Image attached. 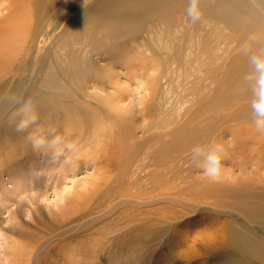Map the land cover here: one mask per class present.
I'll use <instances>...</instances> for the list:
<instances>
[{
	"label": "bare ground",
	"instance_id": "bare-ground-1",
	"mask_svg": "<svg viewBox=\"0 0 264 264\" xmlns=\"http://www.w3.org/2000/svg\"><path fill=\"white\" fill-rule=\"evenodd\" d=\"M187 7L188 0H91L88 4H83L81 0H0V95H7L0 96V134L11 119L30 121V114L26 115L21 110L24 101L27 100H31L38 114V120L31 127L33 132L43 130L38 128L40 124L46 125V129H54L55 133L61 132L64 137L67 135L73 137L71 142L76 147L80 146L82 141L87 140V137L97 138L98 133L104 130L98 126L99 123L103 124L100 122L102 119L98 118L107 113L101 109L100 112H96L99 109L94 107L96 105L92 104V101H100L101 105L113 107L112 110H120L119 114L122 116L139 113L142 119H145L144 115L150 113L151 106H153L161 117L158 125L164 126V129L171 125L172 120L176 122L174 120H177L181 113H186L187 116H190V113V120L181 124V127L166 133L170 140L161 143L157 149L153 148L152 157L149 152L143 151L139 160H137V154L141 149L146 150V144L137 143L135 130L145 128V126L139 124L136 118L135 121L130 119L133 123L126 122L127 124L124 125L126 135L123 138L122 147L126 148L127 164L124 163L125 168L118 175L120 180L118 182H122L125 186L131 184H138V187L143 184L146 187L150 186L154 191L146 193L149 196H138L135 194L136 191L133 192L128 187L125 188L124 195L106 190L104 194H101L99 201L96 199L95 202L93 201L96 204L94 207L91 205L80 207L81 204L79 205L77 199L74 204L72 202L69 212L65 211V207L57 209V212L51 211L50 214L55 216L52 220H56L55 229L51 228L52 233L58 238L68 236L75 228L78 230L94 224L100 218L106 217L128 203L132 207L136 205L142 207L152 206L159 201L197 208L201 205L200 201L213 199L219 206H223L221 203H227L226 205H230L234 212L241 214L243 218L241 219L243 221L232 220L230 235L221 237L222 242L230 245L232 252L242 258L238 264L245 262L264 264V235L257 237L258 231L256 235L253 228L245 225V220L253 224L264 225V189L263 186H254L251 179L244 182L240 177V173H245L250 166L255 168L249 171L251 174H259L260 170L264 169V136L254 130L251 110L252 92L249 82L245 80L246 74L250 71L249 55L258 50H264V0H201L200 21L207 22L208 25L218 24L222 30H228L229 40L235 43L236 49L232 50L230 46L231 51L225 54H218L210 49L207 51L211 54L207 55L208 59L204 64L203 73L211 82V94L207 91L208 86L203 88L206 91L199 87L196 77L197 81L191 82L186 88L192 91L193 86H196V95H192V100H185L174 114L171 112L173 119L171 117L169 121L164 119L168 115H165L167 110L163 105L169 91L164 88L161 80L166 69H159L161 63H158L159 66L157 64L155 67H149L148 64L155 65V61L160 56L153 52L149 54V51L147 53L142 48L146 41L143 33L148 27L147 30L152 33L153 40H156L155 36H157V42L161 43L165 38H169L171 32L175 33L178 29L180 22L171 19L179 14L187 16ZM215 30L221 29L216 28ZM96 32L100 34L96 35ZM178 33L181 40L186 30L182 29ZM200 34L204 45L206 39L203 33ZM220 34L223 35V31ZM168 40L163 45L168 49L173 48V42ZM51 41H53L52 47L59 51L56 54V61L65 58L69 63L65 68L66 75L69 77L68 87L59 86L60 91L55 94H49L44 89L51 78L57 81L58 76V73L50 69L52 65H48L49 61L48 63L46 61L49 51L44 52ZM83 41L93 43L92 50L77 48ZM109 43L115 44L114 52H111ZM245 48H247V53ZM73 50L80 54L82 59L73 56L70 53ZM92 53L100 58L99 62L92 55L89 56ZM132 61H137V63L130 64ZM143 62L146 67L142 65L144 68L135 69L136 65ZM118 64L126 67L127 76L130 74L137 80V85L140 84L138 89H141L143 83L144 86H148V96L154 95L153 105L151 102L149 104V101L146 105L142 101L146 97H141V102L132 101L128 106L123 107L126 95L130 96L131 92L127 83L117 82L114 78L120 74V71L115 69ZM133 65L136 71L130 69L129 72V66ZM210 67L211 72L208 71ZM97 70L101 72L98 83L90 84L87 77L92 76ZM183 75L187 76L188 80L192 75L191 69H187ZM53 89L57 90V87L54 86ZM88 90H92L91 95L93 96L88 94ZM138 91L135 93L137 94ZM191 91H189L190 94H194ZM139 94L147 95L146 92ZM87 98H91L92 101ZM217 107V118L211 116L215 110L210 111L212 114L208 116L213 117L214 121L211 124L207 123L203 127H194L198 124L192 126L204 111ZM229 109L233 111L228 113ZM39 117L44 118L45 121L41 123ZM115 118L119 121L118 118L121 117L115 115ZM226 121L234 122L236 125L225 126ZM86 126L90 129L85 130ZM223 127L225 129L222 130ZM152 128V126L147 127L142 134L147 135ZM227 134L231 137L229 141H225ZM81 137L82 140H80ZM6 138L7 140L12 139L9 133L6 134ZM2 139L3 135H0V140ZM154 139L156 135L148 136L149 141ZM21 140L29 144L24 136ZM205 140H215L224 146L225 159L223 160L231 164V171L222 169L220 175L213 178L205 175L197 163L183 167L184 163L189 161L188 152L191 156L190 149L197 144L209 143ZM119 145L121 146V143ZM151 147L149 146L148 150H152ZM123 150L121 148V152H124ZM182 160L184 162H181ZM177 163L183 164L179 168L182 175V178L179 176L181 183L179 186L176 174L169 179L163 177V174L167 175L172 172V166ZM169 165L171 168H168ZM235 167L239 169L238 176L234 175ZM102 178V175L100 177L98 175L97 178L93 177L89 187L85 190L88 193H80L83 200H89V197L91 199L89 193H96L99 190ZM122 183L120 187L123 186ZM164 183L165 186H163ZM174 190L177 191L174 192ZM107 196L115 202L113 203ZM174 197L182 199L178 201L179 199H174ZM190 201L197 204L191 205ZM216 211L221 212L217 209ZM37 212L42 218L46 215L44 211L41 213V209ZM163 213H160V217H166L163 220H167L168 223L185 216L177 211L166 212L169 213L168 215ZM66 218H68L67 223L61 224ZM47 223L50 225L53 222ZM58 223L61 227H57ZM19 226L21 229L24 227L21 224ZM168 226L172 227L171 224ZM60 228L61 233H56ZM224 229L222 227L217 230L218 234H221ZM20 233L22 234L23 230H20ZM45 239L46 235L40 243H35L34 246L43 247ZM28 248L30 253H26ZM18 252L15 262L23 264L24 261L31 263L33 256L39 251H33V246H28L21 247ZM35 262H37L36 258ZM231 264H235V261Z\"/></svg>",
	"mask_w": 264,
	"mask_h": 264
},
{
	"label": "rangeland",
	"instance_id": "rangeland-1",
	"mask_svg": "<svg viewBox=\"0 0 264 264\" xmlns=\"http://www.w3.org/2000/svg\"><path fill=\"white\" fill-rule=\"evenodd\" d=\"M81 1L83 4H88L91 0ZM171 20H178L180 22L175 33L171 32L170 36H168L169 38H165L160 43L157 42V36H155L156 40H153V35L147 30V27L143 33L146 41L145 44L142 45V48L146 50L147 53L149 51V54L153 52L160 56L157 61H155V65L148 64L149 67L152 68L158 63H161L160 66L158 64L159 69H166V73L162 75L161 80L164 88L169 91V94L165 96L163 102V105L166 107L165 110H167L165 115L169 116H165L164 119H168L169 121L171 117L173 119L172 113L174 114L185 100H192V95H196V86H193L192 91L190 88L186 90L191 82L197 81L195 79L196 77L199 81V87L203 89L208 86L207 91L211 94V82L203 73L205 70L204 64L208 59L207 55L211 54L207 51L210 49V51L218 54H225L231 51L229 48L230 46L232 50L236 49L235 43L229 40L228 34H230V32L228 30H222L221 26L218 24L211 23V25H208L207 22L200 20L192 23L187 16L182 14L175 16ZM67 21L68 20H66V22ZM216 28H220L221 30H215ZM182 29L186 30V34L183 39L180 40L181 36L178 31ZM222 31L224 36L220 34ZM200 33H203V37L206 39L204 45L202 44ZM99 34L100 32H96V35ZM100 38L101 36L98 40ZM167 39L173 42V48H165L163 44H165ZM49 43L50 44L47 45L44 51L45 53L49 51L46 61L47 63L49 61L48 65H52L50 69L58 73V76L57 81L51 78L47 87L44 89L49 94H55L60 91L59 86L64 85L68 87L69 77L66 75L65 68L69 63L65 58L56 61V54H58L59 51L52 47L53 41ZM109 46H111V52H114L115 44L109 43ZM92 47L93 43L86 41H83L77 46V48H85L86 50H92ZM62 53L67 54L65 52ZM70 53L82 59V56L75 53L74 50ZM91 55L93 58H96V61H100V58L94 53L89 54V56ZM132 63L135 64L137 61L130 62V64ZM143 64L144 62L136 65L135 69L146 67L144 66L145 64ZM211 67L208 70L209 72L212 71ZM36 68L37 66L35 70ZM115 69L120 71V74L114 77L115 80L117 82L127 83V85L130 86L131 93L129 94L131 95H126L127 98L125 97L123 101V107L128 106L132 101H136L135 103L141 102V97H146L142 99L146 105L148 103H152L153 105L154 95L148 96V86H144L143 83L141 89H138L140 84L137 85V80H135L133 76H130V74H128L130 77L125 74L126 67L118 64L115 66ZM130 69L135 70L134 65L129 66V72L131 71ZM187 69H191L192 74L188 80L187 76L183 75ZM100 76L101 72L97 70L92 76L87 78L90 80V84H92L98 83ZM39 85L40 83L38 86ZM54 86L57 87V90L53 89ZM185 90L188 92L186 93ZM204 90L205 89H203V91ZM136 91H138L137 94L135 93ZM189 91L194 94H190ZM87 92L90 96H93L91 95V93L93 94L92 90H88ZM144 92H146L147 95L139 94ZM0 96L3 97L7 95ZM87 99L92 101L91 98ZM147 101L149 102L147 103ZM92 102V104L96 105L94 107H98L99 109L96 112H100L101 109L107 113L101 115V118H98L99 120L102 119L100 122H103V124L98 122V126H101L102 130H104L98 133L97 138L89 139V137H87V140L82 141L80 146H78L79 148L76 147L75 151H68L65 149L55 163H53L50 158L51 149L47 147L39 149L33 147V144L28 138L29 135L33 133L31 128L33 123H30L29 120L25 122L29 123V127L25 132L16 131V125L22 120L11 119L6 124L2 134H0L3 135V139L0 140V264H16L15 259L19 253L18 250L21 247L28 246H33V251L39 252L33 256L31 263H25L24 261L23 264H231L233 261H235V264L236 262L238 264V262H241L242 258H239L235 252H232L231 246L223 243L221 237L224 235L228 236V234L230 235L229 231L232 220L243 221L241 220L243 218L241 214L234 212L230 205H226L227 203H221L223 206H219L216 205L217 202L213 201V199L200 201L201 205L197 206V208H190L184 206V204H179V206H177L168 202L161 203L159 201L152 206H140L141 208L137 205L132 207L131 204L128 203L125 206H120L106 217L100 218L94 224L79 228L78 230L75 228L77 232L73 230L68 236L58 238L56 235H53L52 231L56 227V220H52L55 216L50 214L51 211L57 212L59 209L65 207V211L69 212L72 207V202L74 204L77 199L79 200V205L81 204L80 207L89 205L94 207L96 206L94 202L96 200L99 201L101 199V194H104L106 190L116 191L114 193H121L124 195L123 192H125V188L129 187V190L133 192L136 191L135 194L138 196L142 195L141 197H147L149 194L146 193H152L154 191L153 188L150 186L146 187L144 184L141 187H138V184L125 186L122 182H118L120 181L118 175H120L122 169L125 168L124 163L127 164L126 148L122 147L124 145L123 138L126 135V129H124L126 126L124 125L128 122L131 123V118L133 120L136 118L139 124L145 126V128L135 130L137 143L146 144V150L141 149L140 153L137 154V160L140 159L143 151L149 152L152 157L153 148L157 149L161 143L170 140V138L166 136V133L172 131L174 128L181 127L186 121L191 119L190 113V116H187L186 113V115L181 113L180 116L177 117V120H174L176 122L172 120V123L170 122L171 125L167 129H164V126L158 125V121H161V117H159L157 110L153 109V106H151L152 112L150 111V113L144 115L145 119H142L139 113L132 114V116L128 114L122 116V114H119L120 110H112L113 107L101 105L102 102L100 101ZM172 109L173 111H171ZM154 110L156 111L153 112ZM212 110H215L212 112L213 114L210 113ZM217 110L218 107L209 111H204L201 114L202 116L198 117L192 126L198 124L194 127H203L207 123L208 125L211 124L212 121H214L213 117L217 118ZM231 111H233V109H229L228 113ZM115 115L121 117L120 119L118 118L119 121H117ZM210 115L213 117H208ZM204 116H206V118ZM158 118H160V120ZM203 119L204 121H201ZM39 120L41 123L45 121L42 117H39ZM225 124V126L236 125L231 121H226ZM45 126L46 125L40 124L38 128L43 129L40 130V134L46 139L50 140L52 135L58 134L66 141L71 142V140H73V137L68 135L64 137L61 135V132L55 133L54 129H46ZM149 126L156 128L154 130L152 128L147 134L148 136L156 135L155 141H149L148 136L145 135L146 133L142 134ZM90 127H87L85 130H88V128L90 129ZM132 128H134V126H132ZM223 129L225 128L223 127L222 130ZM8 133L12 138L9 139L10 141L6 138V134ZM22 136L28 140L29 144L21 140ZM92 139L93 141H91ZM80 140H82V137ZM229 140H231V137L227 134L225 136V141ZM207 141L208 140H205V142ZM85 142L86 144L87 142L89 143L86 145ZM120 143L121 146L119 145ZM149 146H152V150H148ZM121 148L122 150L124 148L123 151L125 154L121 152ZM188 154L189 161L187 163H184V165L182 163L173 165L172 172L167 175L163 174V177L169 179L176 174L178 181L177 185L179 186L181 184L179 176L182 178L179 172L180 166L183 165V167H185L195 163ZM181 162L184 161L182 160ZM168 168H171V166L169 165ZM231 168L229 162L222 160V169L231 171ZM234 169V175L238 176L239 169L237 167ZM251 170H255V168L250 166L245 173H240L241 180L245 182L251 179V181L254 182V186H263L264 189V169H261L259 174L249 173ZM155 173L157 174V172ZM98 175L99 177L100 175L103 177L99 183V190H95L96 193H89V195L91 194V199L89 197V200H83L81 194L86 192L85 190L89 187L93 177L97 178ZM120 183H122L123 186L120 187ZM163 186H165V183ZM140 189L142 191L139 192ZM175 191L177 190H174V192ZM87 193L88 192H86V194ZM107 197L113 202L112 198H109V196ZM177 198L179 199L178 201L182 199L174 197V199ZM191 202L192 201H190V203ZM192 204L196 205L197 203L193 201L191 205ZM39 209H41V213L43 211L46 213L47 218L46 215L44 218L38 215L39 212L37 211ZM216 209L221 212H217ZM173 211H177L179 214H185V216H182L179 220L170 221L169 223L166 222L167 220H163V218L166 217H160V213L165 212L163 214L168 215ZM45 220L53 223L49 225ZM67 221L68 218L64 219L61 224L65 225ZM246 222L247 220H245V225L253 228L256 235L258 231L259 234L257 237L264 235L263 224ZM19 224L24 226L23 229H21ZM61 224L58 223L57 227H61ZM169 224H171L172 227H169ZM222 227L225 229L221 234H218L219 231L217 230H220ZM165 228L166 230H164ZM20 230H23L22 234ZM43 233L46 235V239L44 240V242H46L43 244V247L34 246L35 243H40V240H43L45 236ZM56 233H61V228ZM210 243L212 244L208 246L207 244ZM30 252L28 248L26 253ZM26 256L28 257V255ZM35 258L37 262H35ZM25 259L26 258H24V260ZM244 264L248 263L245 262Z\"/></svg>",
	"mask_w": 264,
	"mask_h": 264
},
{
	"label": "clouds",
	"instance_id": "clouds-1",
	"mask_svg": "<svg viewBox=\"0 0 264 264\" xmlns=\"http://www.w3.org/2000/svg\"><path fill=\"white\" fill-rule=\"evenodd\" d=\"M200 2L201 0H188L186 15L192 22L201 19ZM245 52L247 53V48H245ZM248 59L250 71L246 74L245 80L249 82L252 92V123L255 132L264 136V50L256 51L249 55ZM21 110L26 115L30 114V123H36L38 114L31 100L24 101ZM28 127L29 123L21 121L16 125V131L25 132ZM28 138L34 148L47 147L51 149L50 158L53 163L63 154L65 149L68 151H75L76 149V146L72 142L66 141L62 136L52 135V138L49 140L41 135L39 130H35ZM190 152L193 162L203 169L205 175L213 178L220 175L222 160L225 159V148L221 143L212 140L207 144H197L190 149Z\"/></svg>",
	"mask_w": 264,
	"mask_h": 264
}]
</instances>
